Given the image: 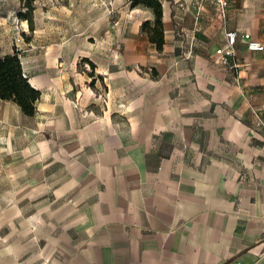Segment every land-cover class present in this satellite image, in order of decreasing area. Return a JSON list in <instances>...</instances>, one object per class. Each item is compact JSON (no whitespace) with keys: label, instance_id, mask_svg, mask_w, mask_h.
I'll use <instances>...</instances> for the list:
<instances>
[{"label":"crops","instance_id":"crops-1","mask_svg":"<svg viewBox=\"0 0 264 264\" xmlns=\"http://www.w3.org/2000/svg\"><path fill=\"white\" fill-rule=\"evenodd\" d=\"M82 2L32 10L33 114L0 99V264H264V0L223 20L212 0L160 2L159 52L149 10ZM14 19L0 3V56ZM226 31L235 67L214 54Z\"/></svg>","mask_w":264,"mask_h":264},{"label":"trees","instance_id":"trees-1","mask_svg":"<svg viewBox=\"0 0 264 264\" xmlns=\"http://www.w3.org/2000/svg\"><path fill=\"white\" fill-rule=\"evenodd\" d=\"M34 1L19 0L24 11L16 13V18L26 22L28 31L32 30V4ZM136 6L151 12L152 20L142 22L139 31L147 37L154 50L159 52L163 44L160 1L129 0V7ZM24 39L28 40V38ZM87 64L92 68L90 63ZM38 96L39 91L30 85L27 77L23 76L21 72L18 53L13 51L11 55L0 56V99L11 100L18 106L22 114L30 116L34 112V104Z\"/></svg>","mask_w":264,"mask_h":264},{"label":"rangeland","instance_id":"rangeland-1","mask_svg":"<svg viewBox=\"0 0 264 264\" xmlns=\"http://www.w3.org/2000/svg\"><path fill=\"white\" fill-rule=\"evenodd\" d=\"M160 2H173V0H159ZM0 3L2 4L3 9L6 11H9L13 14V16H16V13L18 11L23 12L24 8L20 5L19 0H0ZM82 0H35L32 4L33 9L35 11H45L51 9L53 12H59V13H69V15H81L89 13V9L83 8ZM23 9V10H22ZM14 25H19V22H22V20L16 18L14 19ZM26 31V30H25ZM26 33V32H25ZM22 39L23 46L26 43V40L24 38H28L31 34L30 31L27 29V33L22 36L21 33H19ZM22 44L20 45L19 52L22 50ZM25 47L23 48L22 52L24 51ZM21 52V53H22ZM32 60V56L30 55V61ZM86 69L89 71V74L92 73V68H90L87 64H83L80 62L79 66L76 67V70L78 72L83 71Z\"/></svg>","mask_w":264,"mask_h":264},{"label":"built area","instance_id":"built-area-1","mask_svg":"<svg viewBox=\"0 0 264 264\" xmlns=\"http://www.w3.org/2000/svg\"><path fill=\"white\" fill-rule=\"evenodd\" d=\"M215 6V10L220 19L223 20L225 16V11L227 8L228 0H212ZM23 10V9H22ZM20 24H26L24 20L19 22V25H15L14 29L18 32L16 37L12 41L13 51H19L20 45L22 44V39L19 33L23 32ZM24 32L25 29H24ZM235 33L233 31H226L224 33V43L223 45L216 49L214 54L217 57V60L222 65H229L231 67H235V54H234V43H235ZM243 39L245 40V48L250 52H261L263 50V46L256 41L251 40L248 35H243Z\"/></svg>","mask_w":264,"mask_h":264}]
</instances>
